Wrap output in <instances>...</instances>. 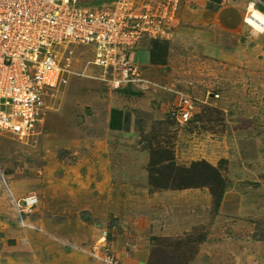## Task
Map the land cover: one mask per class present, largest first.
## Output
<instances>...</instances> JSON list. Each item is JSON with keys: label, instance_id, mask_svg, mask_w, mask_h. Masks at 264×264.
Listing matches in <instances>:
<instances>
[{"label": "rangeland", "instance_id": "rangeland-1", "mask_svg": "<svg viewBox=\"0 0 264 264\" xmlns=\"http://www.w3.org/2000/svg\"><path fill=\"white\" fill-rule=\"evenodd\" d=\"M114 1L77 4L107 10ZM240 1L245 19L252 1ZM213 3L181 0L168 65L144 76L149 86L113 91L89 65L90 50L68 47V82L47 91L34 135L0 133V264H104V255L120 264H264V34L244 19L231 33L205 27L200 14ZM180 94L195 106L187 126L170 115ZM112 111L146 120L147 131L112 129ZM155 152L182 168H217L228 186L220 206L207 188L152 189ZM10 193L38 200L23 222Z\"/></svg>", "mask_w": 264, "mask_h": 264}, {"label": "built area", "instance_id": "built-area-1", "mask_svg": "<svg viewBox=\"0 0 264 264\" xmlns=\"http://www.w3.org/2000/svg\"><path fill=\"white\" fill-rule=\"evenodd\" d=\"M251 1L248 12L252 7L262 13L259 3ZM180 9L181 0H115L107 10L82 8L77 0H0V133L21 141L34 135L47 91L68 82L69 65L62 63L70 61V45L92 52L89 65L113 91L152 85L129 55L144 39H167ZM194 107L188 96L180 94L170 115L187 126ZM10 195L23 222L38 200ZM101 260L120 264L109 255Z\"/></svg>", "mask_w": 264, "mask_h": 264}, {"label": "crops", "instance_id": "crops-1", "mask_svg": "<svg viewBox=\"0 0 264 264\" xmlns=\"http://www.w3.org/2000/svg\"><path fill=\"white\" fill-rule=\"evenodd\" d=\"M216 2V1H215ZM215 6V7H214ZM217 2L208 9H204L199 20L205 27L219 33H231L243 25L244 12L246 6L240 0H233L232 4L217 7ZM172 43L170 40L144 39L140 45L129 55V60L138 66L144 76H153L157 71L166 68L168 65ZM220 52V50H218ZM207 52L213 57H217V40L213 46H208ZM109 125L112 129L124 130L127 133H141L147 131L148 122L144 119L131 120V115L125 111H112L109 113ZM132 125V126H131ZM131 128V129H130Z\"/></svg>", "mask_w": 264, "mask_h": 264}, {"label": "trees", "instance_id": "trees-1", "mask_svg": "<svg viewBox=\"0 0 264 264\" xmlns=\"http://www.w3.org/2000/svg\"><path fill=\"white\" fill-rule=\"evenodd\" d=\"M259 10L264 9L259 5ZM166 156L153 153L149 163V185L154 190H189L207 188L218 200L220 206L228 188L219 170L205 161L191 163L189 168H182L174 164L170 152Z\"/></svg>", "mask_w": 264, "mask_h": 264}, {"label": "bare ground", "instance_id": "bare-ground-1", "mask_svg": "<svg viewBox=\"0 0 264 264\" xmlns=\"http://www.w3.org/2000/svg\"><path fill=\"white\" fill-rule=\"evenodd\" d=\"M248 13L249 14L246 16V19H245L247 24L254 27L255 30L258 33H260L261 29L264 28V15L252 7ZM251 14H252V16H251Z\"/></svg>", "mask_w": 264, "mask_h": 264}]
</instances>
